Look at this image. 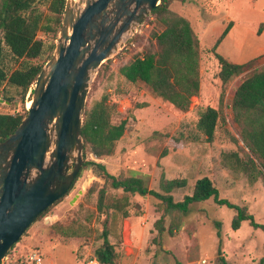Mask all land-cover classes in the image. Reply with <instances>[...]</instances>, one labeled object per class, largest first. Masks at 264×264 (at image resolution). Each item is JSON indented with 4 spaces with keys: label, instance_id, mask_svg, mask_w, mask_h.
I'll return each mask as SVG.
<instances>
[{
    "label": "rangeland",
    "instance_id": "obj_1",
    "mask_svg": "<svg viewBox=\"0 0 264 264\" xmlns=\"http://www.w3.org/2000/svg\"><path fill=\"white\" fill-rule=\"evenodd\" d=\"M38 7L45 15L51 14L47 6ZM171 9L190 21L199 39V93L192 97L189 109L182 111L153 93L143 81L130 82L120 73L121 66L155 48L152 32L161 30V26L150 14L92 77L86 107L106 96L114 107L112 122L117 124L126 119L127 129L116 141L113 154L95 159L87 151L84 162L91 159L102 162L116 176L136 171L146 175L149 186L156 190H160L163 172L167 178H186L187 185L173 191L176 200L191 194L195 181L207 175L222 197L245 206L257 222L264 224V164L242 139L232 110L233 96L240 83L264 68V0L174 1ZM63 16L64 13L61 24ZM229 22L231 34L214 48ZM38 37L47 43L54 42L49 57L31 59L44 64V68L54 54L57 38L44 32H39ZM216 52L233 62L250 64L243 73L223 83ZM3 57L6 69L18 67L19 62L10 59L6 47ZM31 89L22 102L18 89L2 83L0 112H23L24 106L26 109L30 106ZM7 96L12 100L6 99ZM208 106L220 112L212 141L197 128L201 112ZM234 153L243 160L253 158L255 171L239 166ZM82 167L81 176L69 193L27 229L12 247L5 264H26V255L32 250L42 254L43 264H79L103 244L105 225L110 241L115 244L118 264H264V231L248 221L234 230L232 209L208 199L192 204L186 214L167 212L155 197L136 194L131 197L129 216L123 217L113 210L101 214L97 201L105 179L96 174L93 166ZM106 189L115 196L123 194L121 189L112 188L110 182L106 183ZM161 216L165 218L163 231L156 223ZM203 260L206 262L201 263Z\"/></svg>",
    "mask_w": 264,
    "mask_h": 264
},
{
    "label": "trees",
    "instance_id": "obj_2",
    "mask_svg": "<svg viewBox=\"0 0 264 264\" xmlns=\"http://www.w3.org/2000/svg\"><path fill=\"white\" fill-rule=\"evenodd\" d=\"M66 1L0 0V86L6 83L18 89L22 102L29 89L36 83L44 66V64L32 62L31 59L43 55L49 57L54 48V42L47 43L38 37L39 32L52 33L54 39L58 37ZM174 1L185 2L186 0H161V3L151 12L161 26V30L152 32L155 48L145 51L142 56H136L129 63L121 66L120 73L130 82L143 81L153 93L185 111L189 109L192 97L197 95L201 88L200 42L190 21L171 9ZM38 5L47 6L51 14L45 15ZM231 27L232 22H229L218 37L214 48L218 47L227 36ZM5 47L10 59L19 62L18 67L9 69L10 71L3 64ZM216 57L221 65L219 77L223 83L243 73L250 64L249 62H233L218 52ZM33 90L31 89L32 94ZM6 99L12 100L11 96H7ZM113 108L106 96L93 106L86 107L82 127L84 156L87 151L92 153L95 159H102L113 154L116 141L125 134L127 129L126 119L117 124L112 122ZM232 110L234 120L240 126L242 139L264 164V68L256 70L240 83L233 96ZM26 115L25 106L23 112H0V141L13 134ZM219 118L220 112L215 107L208 106L201 112L197 128L208 141L214 139ZM234 156L239 166L245 170L255 171L256 162L253 158L243 160L237 153H234ZM83 164L93 166L96 174L105 179V185L99 189L97 201V211L101 214L107 215L113 210L123 217L129 216L132 207L131 197L136 194L153 196L160 201L167 212L179 211L184 214L190 211L192 204L213 199L218 205L235 211L231 223L234 230L248 221L254 228L264 231V224L257 222L254 214L245 206L222 197L219 188L207 175L195 181L191 194L176 200L173 191L186 186V178H167L163 172L160 190H156L149 186L147 176L139 175L136 171H132L127 176H116L111 174L102 162L94 159L87 160ZM82 169L83 167L70 190L80 178ZM108 182L111 183L112 188L121 189L123 194L115 196L109 193L106 189ZM92 189L93 187L89 189V193ZM164 220V216H161L156 222L160 225L161 231L165 230ZM102 235L103 244L92 255L96 256L102 264H118V254L115 244L110 241L107 225ZM217 235L221 236L220 222H217Z\"/></svg>",
    "mask_w": 264,
    "mask_h": 264
},
{
    "label": "water",
    "instance_id": "obj_3",
    "mask_svg": "<svg viewBox=\"0 0 264 264\" xmlns=\"http://www.w3.org/2000/svg\"><path fill=\"white\" fill-rule=\"evenodd\" d=\"M160 3L66 1L54 54L37 78L27 115L0 141V264L40 214L68 194L84 162L92 77Z\"/></svg>",
    "mask_w": 264,
    "mask_h": 264
},
{
    "label": "built area",
    "instance_id": "obj_4",
    "mask_svg": "<svg viewBox=\"0 0 264 264\" xmlns=\"http://www.w3.org/2000/svg\"><path fill=\"white\" fill-rule=\"evenodd\" d=\"M9 254L5 257L1 264H5ZM44 258L38 250H32L26 255V264H43ZM203 260L201 263H205ZM79 264H102L101 261L94 255L87 256L84 260H81Z\"/></svg>",
    "mask_w": 264,
    "mask_h": 264
},
{
    "label": "crops",
    "instance_id": "obj_5",
    "mask_svg": "<svg viewBox=\"0 0 264 264\" xmlns=\"http://www.w3.org/2000/svg\"><path fill=\"white\" fill-rule=\"evenodd\" d=\"M229 32H230V31H229ZM231 32H232V31H231ZM231 32H230V33H228L227 35L231 34ZM226 37H227V36H226ZM108 156H110V155H108ZM108 156H107V157H108ZM137 173H138V172H137ZM139 175H140V174H139ZM145 176H146V175H145ZM79 263H80V262H79Z\"/></svg>",
    "mask_w": 264,
    "mask_h": 264
},
{
    "label": "bare ground",
    "instance_id": "obj_6",
    "mask_svg": "<svg viewBox=\"0 0 264 264\" xmlns=\"http://www.w3.org/2000/svg\"><path fill=\"white\" fill-rule=\"evenodd\" d=\"M30 105H31V101H30Z\"/></svg>",
    "mask_w": 264,
    "mask_h": 264
}]
</instances>
